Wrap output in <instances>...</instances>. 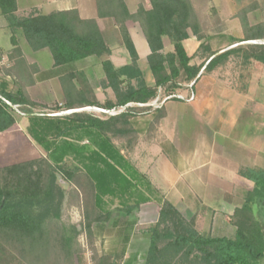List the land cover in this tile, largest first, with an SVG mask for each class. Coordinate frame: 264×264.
<instances>
[{
    "label": "crops",
    "instance_id": "1",
    "mask_svg": "<svg viewBox=\"0 0 264 264\" xmlns=\"http://www.w3.org/2000/svg\"><path fill=\"white\" fill-rule=\"evenodd\" d=\"M190 1L200 23L198 34L189 31V38L183 42L190 70L178 59L173 69L166 64L165 75L169 79L166 86L157 85L149 63L152 50L141 25L133 20L126 22L138 53V68L147 89L155 91L156 96L147 103H130L126 114L131 124L129 133L110 138L143 177H136L133 183L151 198L128 214L122 210L118 198L106 197L104 210L110 215L105 213L102 221L93 223L90 237L86 233L81 235L84 248L104 251V255L123 253L119 264L139 263L137 254L143 248L135 238V229L158 222L161 204L157 197L172 203L187 220L195 219L197 224L205 219L232 221L235 210L240 208V189L252 187L242 172L264 170V0ZM124 2L131 15L140 7L152 9L150 0ZM17 3L20 18L78 11L82 20L97 22L110 54L56 68L49 50L33 51L21 31L16 33L21 52L14 54L13 33L0 10V86H5L8 92L24 91L30 96L34 89L53 83L54 76L60 80L68 73L81 72L101 105L115 102L116 94L108 86L102 62L109 60L116 69L132 64L116 19L100 17L96 0H17ZM163 45V55L175 53L168 37L163 38ZM213 59L215 65L208 69ZM121 79L127 80L126 76ZM137 83L136 79L131 81L134 87ZM127 86L126 82L122 88ZM191 93L196 96L193 102L174 97H189ZM105 94L110 97L106 102ZM170 96L173 98L163 101ZM73 166L78 165L74 162ZM61 183L68 185L67 201L73 195L80 197L70 207L78 210L82 224L83 192L68 182ZM127 202L129 206L136 204L134 199ZM97 226H108L111 231L101 235ZM232 227L229 236L201 233L233 238L236 227ZM129 251L136 252L133 260L125 259Z\"/></svg>",
    "mask_w": 264,
    "mask_h": 264
},
{
    "label": "trees",
    "instance_id": "2",
    "mask_svg": "<svg viewBox=\"0 0 264 264\" xmlns=\"http://www.w3.org/2000/svg\"><path fill=\"white\" fill-rule=\"evenodd\" d=\"M96 1L100 17L116 19L132 64L116 69L111 61L102 62L108 86L116 94V101L105 105L97 100L84 73L71 72L60 77L65 103L53 113L89 106L114 109L130 103H147L156 96L155 91L147 89L138 68V53L126 27L128 20L138 22L144 31L152 50L149 63L158 86L169 82L166 64L173 69L178 59L190 70L183 42L189 38V31L195 35L200 31L190 0H150V11L140 7L134 15L129 13L124 0ZM0 10L13 33L14 54L21 52L16 38L18 31L33 51L48 49L56 68L110 54L97 22L82 20L76 10L20 18L17 0H0ZM164 37L174 44V54H162ZM215 61L207 68L213 67ZM123 76L126 81L121 79ZM133 79L137 80V87L131 85ZM126 82L127 88H122ZM15 106L28 117L30 137L48 156L0 168V264H76V257L82 252L81 235L86 233L90 237L93 223L110 215L104 210L106 197L118 198L122 210L128 214L151 198L133 183L136 177H143L110 138L129 133L131 124L126 114L130 108L107 120L77 112L62 116L37 114L33 109L36 105L26 92L11 93L0 86V134L17 125ZM74 162L78 166H72ZM242 175L252 182L253 188L245 204L232 216L236 227L233 238L201 233L195 219L187 220L172 203L157 197L161 204L159 220L143 231L150 242L143 256L145 264L263 262L264 227L257 213L264 209V170H249ZM62 181L83 192L84 222L80 227L66 223L63 218L66 190ZM128 199H134L136 204L129 206ZM123 258V253L95 257L96 264H119Z\"/></svg>",
    "mask_w": 264,
    "mask_h": 264
},
{
    "label": "rangeland",
    "instance_id": "3",
    "mask_svg": "<svg viewBox=\"0 0 264 264\" xmlns=\"http://www.w3.org/2000/svg\"><path fill=\"white\" fill-rule=\"evenodd\" d=\"M96 79V76L93 77V80ZM53 83L47 87H42L41 89L37 88L31 92L29 99L35 103L34 112L37 114H48V115H67L71 114L70 111H64L60 113L55 112L56 107L62 106L65 103V94L61 84V81L58 77H53ZM78 82V81H77ZM79 84V83H78ZM80 85H78L79 87ZM62 87V88H61ZM100 94L101 91H98ZM111 95V94H110ZM104 102L107 101L110 97L105 94ZM104 98V97H103ZM14 115L16 116L18 123L17 125L6 133L0 134V168L8 167L15 164H20L29 161H37L47 158L48 154L30 137L27 127L29 125L28 117L20 112V108L15 106L13 107ZM105 117V116H102ZM73 166V163H71ZM63 182V181H62ZM64 185V184H63ZM66 192L68 191V185H64ZM253 188H241L240 189V201L238 206L242 207L246 200L248 192ZM74 197H68L64 201L63 205V218L66 223L77 224L80 227L81 216L78 210L72 209L70 207V203L74 202ZM257 217L261 224L264 227V209H259L257 213ZM120 223H122L120 221ZM197 229L203 233L210 234H222V235H231L233 232V221H229L227 219L219 220H201L199 224H197ZM122 227V225L120 226ZM117 228V229H120ZM149 227V226H148ZM148 227H137L135 229V238L138 239L139 245L142 246L143 250L139 252L137 255L138 264H145L143 260V256L147 253L149 248L148 239L143 236V230ZM111 228L108 226H97V232L101 235H106L110 233ZM236 232V231H235ZM81 245L85 246V240L83 237L79 238ZM82 246V252L80 255L76 257V264H96V255L101 257L100 255L106 254V252L101 251L98 253L97 251L91 249L90 247ZM135 251H129L125 253L126 260H133L135 257ZM260 264H264V261Z\"/></svg>",
    "mask_w": 264,
    "mask_h": 264
},
{
    "label": "built area",
    "instance_id": "4",
    "mask_svg": "<svg viewBox=\"0 0 264 264\" xmlns=\"http://www.w3.org/2000/svg\"><path fill=\"white\" fill-rule=\"evenodd\" d=\"M174 97H178L179 99L184 100L186 102H193L196 98L194 93H191L189 97H183L181 95H178V96L175 95ZM171 98H173V96L167 97L163 101L166 102L167 100H169ZM6 102L10 105V103L8 101H6ZM156 105H159L158 101L156 102ZM130 107H131V105H127L124 107H118V108H114V109H105L102 107L89 106V107H84L81 109L73 110L70 112H72V113H74V112L88 113V114H91V115H94L96 117L101 118L102 116H108V117L117 116L119 114L126 112Z\"/></svg>",
    "mask_w": 264,
    "mask_h": 264
}]
</instances>
